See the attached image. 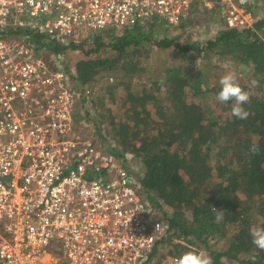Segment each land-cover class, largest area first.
Masks as SVG:
<instances>
[{
	"label": "built area",
	"instance_id": "built-area-1",
	"mask_svg": "<svg viewBox=\"0 0 264 264\" xmlns=\"http://www.w3.org/2000/svg\"><path fill=\"white\" fill-rule=\"evenodd\" d=\"M256 5L0 0V264H177L168 222L124 166L132 154L116 156L94 128L76 131L75 108L93 88L54 47L152 20L176 25L200 8L217 10L226 28H252Z\"/></svg>",
	"mask_w": 264,
	"mask_h": 264
},
{
	"label": "trees",
	"instance_id": "trees-1",
	"mask_svg": "<svg viewBox=\"0 0 264 264\" xmlns=\"http://www.w3.org/2000/svg\"><path fill=\"white\" fill-rule=\"evenodd\" d=\"M253 16L252 28H226L221 22L205 46H193L194 52L210 51L231 62L252 64L258 85L237 83L250 97L240 105L249 113L245 120L232 115L234 101L217 100L221 85L203 89L198 70L192 74L180 67L167 69L164 79L152 80L149 88H133L132 80L144 72L142 64L153 46L171 45L167 38H153L156 20L107 35V40L94 35L90 45L80 41L54 47L55 52L70 49L86 56L72 66L83 86L93 88L97 76L124 72L113 74V81L103 86L105 94L96 97L93 92L90 101L101 121L114 130L122 151L130 150L139 158L142 189L163 211L172 231L165 243L178 258L203 251L211 264H264V250L252 243L251 236L254 230H264V0H258ZM100 47L111 52L96 56ZM119 85L125 94H117ZM161 88L160 96L154 91ZM209 93L220 105L218 115L201 107V98ZM253 145L258 148L255 153ZM220 211L222 219L217 221ZM217 239L223 243L213 248L210 242Z\"/></svg>",
	"mask_w": 264,
	"mask_h": 264
},
{
	"label": "rangeland",
	"instance_id": "rangeland-1",
	"mask_svg": "<svg viewBox=\"0 0 264 264\" xmlns=\"http://www.w3.org/2000/svg\"><path fill=\"white\" fill-rule=\"evenodd\" d=\"M257 15L261 17L263 14L261 11H258ZM221 22L222 17L218 11H215L214 9L200 8L195 9L189 17L180 21L176 25L170 26L165 24L164 21L155 23L156 25H154L152 29L153 38L155 40L167 38L172 41L171 45L167 48H161L156 45L153 46L149 57H147L145 62L142 64V66H144V72L135 75V78L132 80L134 82L133 88L139 90L144 87L149 88L152 80L164 79L165 71H167V69L176 67H180L182 72H190L192 74L197 73L198 70L200 72L203 89H207L208 86L211 87L214 85H220V79L229 73L235 76L236 83L251 85V81L255 80L256 78L255 75H253L252 64H239L237 62L226 60L225 58L217 57L213 52L210 51L205 54L202 50L198 52H194L193 50V46H205L209 39L214 38ZM108 31L109 35L113 34L111 30ZM102 35L106 38L105 40L108 39V36L105 33ZM31 39H35L34 35L32 34ZM92 39L88 38L83 39L82 41L90 45L93 41ZM104 44L107 43L105 42ZM185 45H187L189 48L186 51H184V47H181ZM110 52L111 51L108 50V48H106L105 51L103 47H100L95 55L102 56ZM64 53L66 56V66H74L78 59L86 58V56L81 54V52L75 50L73 51L69 49ZM123 73V71H114L113 73L109 74L111 76L113 74L114 76H121ZM95 79L96 80L94 83H92L94 96H103L105 94L103 86L106 81H104V77L102 76H97ZM163 91L164 89L161 88L159 91L154 92H157V94L161 96ZM116 92L118 95H123L125 94V89L123 86L119 85ZM212 97L213 95L209 93L207 97L203 99L201 98V107L207 110L212 109L213 114L218 115L222 112V110L220 109V105L216 103L214 104V102H212ZM110 102H114L113 99H111ZM98 105L100 104L98 103ZM75 109L74 127L76 131L86 134L90 128L96 129L95 134L97 136V142L100 145L106 146L109 150H113L116 156L119 155L118 157H122L123 155L121 152L123 149L115 140L114 130L107 122L101 121L100 115H98L97 107L94 106L92 102L83 103L80 101ZM97 125H99V127H97ZM102 129H104L105 135L102 134L100 136L99 133ZM124 152H129L132 154L131 158L124 160V166L132 174L143 176V172L140 169L141 165L139 158L130 150H126ZM164 209L167 212L170 211L166 206H164ZM158 212L159 215H162L163 213L162 210H158ZM222 243L223 242L220 239L210 242L213 248L219 245L221 246Z\"/></svg>",
	"mask_w": 264,
	"mask_h": 264
},
{
	"label": "clouds",
	"instance_id": "clouds-1",
	"mask_svg": "<svg viewBox=\"0 0 264 264\" xmlns=\"http://www.w3.org/2000/svg\"><path fill=\"white\" fill-rule=\"evenodd\" d=\"M221 90L217 94V100L221 103L228 102L230 100L235 102V106L232 108V115L238 119L245 120L248 118L249 113L245 111L240 105L247 103L249 100V93L243 91L242 88L235 82V76L231 73L224 75L220 81ZM251 85L256 87L258 81H251ZM252 152H257L258 148L253 145ZM223 211L217 215L216 219L219 221L222 219ZM252 243L260 250H264V230L257 229L251 232ZM177 264H211V260L203 252L196 253L189 251L184 253L177 261Z\"/></svg>",
	"mask_w": 264,
	"mask_h": 264
},
{
	"label": "crops",
	"instance_id": "crops-1",
	"mask_svg": "<svg viewBox=\"0 0 264 264\" xmlns=\"http://www.w3.org/2000/svg\"><path fill=\"white\" fill-rule=\"evenodd\" d=\"M254 24V23H253Z\"/></svg>",
	"mask_w": 264,
	"mask_h": 264
}]
</instances>
